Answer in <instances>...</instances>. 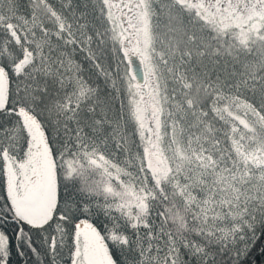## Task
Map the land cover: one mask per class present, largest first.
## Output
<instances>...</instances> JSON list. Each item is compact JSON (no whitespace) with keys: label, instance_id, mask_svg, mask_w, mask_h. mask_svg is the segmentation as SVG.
I'll use <instances>...</instances> for the list:
<instances>
[{"label":"snow or ice","instance_id":"6c2138e0","mask_svg":"<svg viewBox=\"0 0 264 264\" xmlns=\"http://www.w3.org/2000/svg\"><path fill=\"white\" fill-rule=\"evenodd\" d=\"M0 264H264V0H0Z\"/></svg>","mask_w":264,"mask_h":264}]
</instances>
